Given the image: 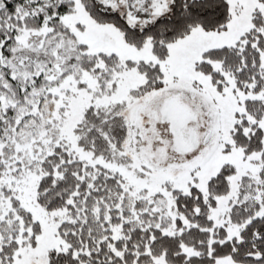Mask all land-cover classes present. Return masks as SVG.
I'll return each instance as SVG.
<instances>
[{
    "label": "snow or ice",
    "instance_id": "snow-or-ice-1",
    "mask_svg": "<svg viewBox=\"0 0 264 264\" xmlns=\"http://www.w3.org/2000/svg\"><path fill=\"white\" fill-rule=\"evenodd\" d=\"M0 264H264V0H0Z\"/></svg>",
    "mask_w": 264,
    "mask_h": 264
}]
</instances>
